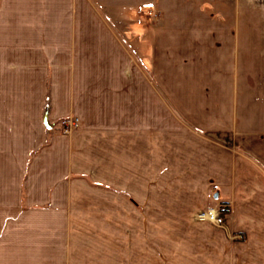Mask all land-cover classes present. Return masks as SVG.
<instances>
[{
  "label": "crops",
  "instance_id": "crops-1",
  "mask_svg": "<svg viewBox=\"0 0 264 264\" xmlns=\"http://www.w3.org/2000/svg\"><path fill=\"white\" fill-rule=\"evenodd\" d=\"M99 1L0 0V264H264L239 10ZM220 203L226 226L196 220Z\"/></svg>",
  "mask_w": 264,
  "mask_h": 264
},
{
  "label": "rangeland",
  "instance_id": "rangeland-1",
  "mask_svg": "<svg viewBox=\"0 0 264 264\" xmlns=\"http://www.w3.org/2000/svg\"><path fill=\"white\" fill-rule=\"evenodd\" d=\"M95 5H99V0H91ZM205 5L212 6L214 9H222L229 18L234 16V12L238 9L240 16V36L242 40V48L240 53L239 64L244 67L248 74L255 75L250 78V82L254 84L257 77L256 70H264V0H205ZM188 5L184 0H181V5ZM195 5V3H192ZM196 6H199L197 2ZM213 9V8H212ZM151 10V13H150ZM108 16V9H102ZM188 11L192 14V9ZM197 11V10H196ZM157 12L160 15V9L149 6L144 9L142 15L153 18L152 14ZM264 98H262L263 100ZM263 104V102H262ZM259 116L261 122L264 123V104L260 106ZM76 121V124L65 132L64 121ZM79 120L77 117H67L58 122L59 130L63 134H70V132L77 126Z\"/></svg>",
  "mask_w": 264,
  "mask_h": 264
},
{
  "label": "built area",
  "instance_id": "built-area-1",
  "mask_svg": "<svg viewBox=\"0 0 264 264\" xmlns=\"http://www.w3.org/2000/svg\"><path fill=\"white\" fill-rule=\"evenodd\" d=\"M151 13V10H150ZM152 16H157V12H154ZM65 124V132H69V129L72 128L73 125L76 124V121H64ZM230 211V206L227 203H220L215 206H209L206 208L198 209L195 213L196 220L205 221L212 223L217 226H226L227 221L226 217ZM238 237H242V235H238Z\"/></svg>",
  "mask_w": 264,
  "mask_h": 264
}]
</instances>
